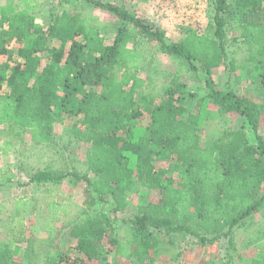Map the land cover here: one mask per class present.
<instances>
[{
    "label": "trees",
    "instance_id": "obj_1",
    "mask_svg": "<svg viewBox=\"0 0 264 264\" xmlns=\"http://www.w3.org/2000/svg\"><path fill=\"white\" fill-rule=\"evenodd\" d=\"M212 2V23L203 33L190 30L177 42H169L159 30L116 5L94 6L127 20L165 55L202 74L208 94L198 106L211 105L214 111L206 116L212 118L238 115L255 143L238 129L201 145L198 125L203 107L197 114L185 107V85L178 76L162 87L159 101L146 98L145 82L136 74L142 52L130 46L135 34L127 29H118L106 44L88 20L66 11L56 13L45 30L37 28L32 12L39 0H7L0 6V127L15 136L26 132L33 143L48 145L55 138V108L59 107L64 115L80 117L74 136L86 145L87 169L95 179L73 177L85 182L94 195L87 204L109 197L117 213L127 207L129 195H137L142 187L160 193L153 210H139L132 216L131 234L124 241L115 237L105 214L87 215L70 226L76 253L71 264H120L104 251L106 245L115 248V257L154 264L161 240L152 229L187 235L203 245L229 238L235 251V230L256 213H264V137L257 133L264 107L232 91H221L212 78L221 67L234 70L225 37L227 31H236L233 40L248 48L246 61L264 87V0ZM13 50L20 62L13 59ZM41 54L48 60L44 65ZM141 105L147 106L145 111ZM170 159L180 160L185 171L182 181L167 177L163 170L154 171L155 162ZM63 178L37 172L31 181L45 185ZM256 232L259 240L252 238L251 256L227 255V264H264V223ZM20 251L16 245L2 247L0 264H19ZM61 262L59 256L47 254L42 264Z\"/></svg>",
    "mask_w": 264,
    "mask_h": 264
},
{
    "label": "rangeland",
    "instance_id": "obj_2",
    "mask_svg": "<svg viewBox=\"0 0 264 264\" xmlns=\"http://www.w3.org/2000/svg\"><path fill=\"white\" fill-rule=\"evenodd\" d=\"M6 2L0 0V6ZM95 3L116 5L159 30L169 42H177L190 30L203 33L212 23V0H39V7L32 14L37 28L42 30L48 27L56 13L66 11L77 14L98 29L106 44L113 41L118 29H127L135 34L130 46L142 52L140 69L136 74L145 82L142 93L146 98L159 101L162 87L172 77L178 76L185 85L182 99L185 107L193 114L203 107L198 125L201 145L215 142L223 132L238 129L247 133L250 142L255 143L254 135L238 115L226 113L212 118L211 115L206 116V112L214 111L211 105L204 103L198 106L201 97L208 94L202 74L191 71L165 55L157 43L137 34L127 20L109 16L96 8ZM235 32L227 31L225 37L227 58L233 61L235 68L228 71V66L221 67L213 71L212 78L221 91H232L264 107V87L252 64L246 61L248 48L233 40ZM8 49L11 51L12 47ZM12 53L13 59L20 62V55L14 54V50ZM40 58L42 65L48 61L45 54H41ZM146 107L140 106L144 111ZM55 115V138L48 145L33 143L26 132L15 136L7 127H0V179L7 178L3 169L10 176V181L0 182V249L6 245H16L21 250V256L16 258L19 264H42L47 254L62 258L61 264L74 262L75 241L69 237V227L87 215L105 214L112 223L115 237L124 241L131 234L129 225L132 216L139 210H153L160 194L151 186L142 187L137 195H129L127 207L117 213L112 211L114 204L109 197L93 205L87 204L86 201L94 195L85 182L73 177V174H77L89 180L95 179L87 169L84 155L86 145L74 136L80 117L64 115L59 107L55 108ZM257 133L264 137V110L260 115ZM6 165L7 168L4 167ZM159 169L177 181L185 177L180 160L157 161L154 171ZM37 172H49L64 178L60 183L38 184L31 181ZM263 223L264 213H256L236 229L232 238L235 251L229 247V238H220L212 244L203 245L187 235L152 229L151 233L160 236L161 240L154 264H227V255L251 256L250 242L252 238L255 242L259 240L256 230ZM104 251L111 260L117 258L120 264H137L135 257L130 260L115 257V248L110 245H106Z\"/></svg>",
    "mask_w": 264,
    "mask_h": 264
},
{
    "label": "crops",
    "instance_id": "obj_3",
    "mask_svg": "<svg viewBox=\"0 0 264 264\" xmlns=\"http://www.w3.org/2000/svg\"><path fill=\"white\" fill-rule=\"evenodd\" d=\"M5 168H7V165L6 166H4ZM4 171H5V169H3V174L5 175V177H7L6 179H8L9 178V180H10V176L9 175H6L5 173H4ZM6 172H7V170H6Z\"/></svg>",
    "mask_w": 264,
    "mask_h": 264
}]
</instances>
